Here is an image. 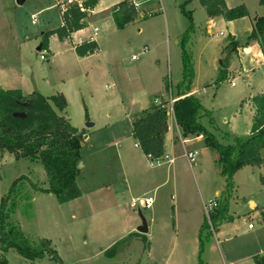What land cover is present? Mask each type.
<instances>
[{"label": "rangeland", "instance_id": "rangeland-1", "mask_svg": "<svg viewBox=\"0 0 264 264\" xmlns=\"http://www.w3.org/2000/svg\"><path fill=\"white\" fill-rule=\"evenodd\" d=\"M119 1L99 0L97 6L110 10ZM129 1L137 3V17L123 28H115L109 15L102 21L87 16L99 29L97 49L79 57L73 49L77 34L63 40L52 34L48 51L36 50L41 33L62 22L56 0H26L22 5L0 0V90L34 91L44 98L61 93L65 109L59 111L49 101L52 110L85 131L76 177L81 196L66 203H58L51 193L31 190L30 183L46 182L38 162L3 153L0 197L14 180L25 176L7 202V209L15 205L7 227L21 230L26 237L48 239L59 257L25 260L9 248L6 260L8 264H254L256 256L264 255V164L244 165L233 174L234 188L227 199L230 217L211 227L207 220L203 234L208 237L202 238L200 246L198 232L207 218L202 203L225 201V177L215 153L192 142L189 147L196 148L198 155L190 166L181 150L176 156L167 146L156 165L135 146L133 118L155 101L169 104L174 96L171 90L181 78L178 41L189 21L180 8L183 0ZM224 1L228 7L244 5L248 14L209 21L199 0H189L185 6L193 23L186 44L193 59L191 88L211 111L212 125L207 119L203 124L222 143L225 140L217 135V127L229 130L233 116L237 121L231 138L247 136L251 120L243 102L259 91L264 80L260 68L264 55L254 41L230 53V67L219 79L221 68L215 59L232 37L244 42L253 18L264 11L259 0ZM87 122L92 126L86 127ZM166 154L177 157L173 164L165 162ZM147 196L153 198L149 207L130 206L132 199ZM138 210L148 226L147 233L137 232L140 236L135 233ZM118 224L129 232L117 243V234H112ZM115 243L116 253L107 255L105 251Z\"/></svg>", "mask_w": 264, "mask_h": 264}, {"label": "trees", "instance_id": "trees-1", "mask_svg": "<svg viewBox=\"0 0 264 264\" xmlns=\"http://www.w3.org/2000/svg\"><path fill=\"white\" fill-rule=\"evenodd\" d=\"M97 2L98 0H84L83 6L93 9ZM199 2L209 18L222 17L230 21L248 14L244 5L228 7L224 0H199ZM188 3L189 0H183L180 5L189 24L178 41L181 46V78L171 90L174 94L172 98H177L172 103V110L180 135L182 137L202 136L203 146L215 153V161L223 168L221 174L225 177L223 192L225 201L217 203L216 208L209 214L210 222L218 225L220 221L230 217L227 213V199L234 188L233 174L244 165L264 164V155H262L264 152V92L251 98L254 115L247 136L233 137L229 142L222 143L215 133L205 127L203 119H207L211 125L213 123L211 111L204 107L199 96L190 94L194 71L192 55L187 51L186 44L193 30V23L190 11L185 8ZM259 4L264 8V0H259ZM110 14L115 28L120 29L136 19L137 10L129 0H122L110 8ZM86 16L87 13L80 12L78 7L70 6L61 15L60 26L41 33L39 51H48L50 35L55 34L59 40H63L71 33L82 29ZM146 16L147 14L143 17ZM250 41L256 42L264 55V11L253 18L250 33L244 42L240 43L232 38L227 46V59L239 45L245 46ZM96 49L95 41H84L75 46V53L83 57L92 54ZM225 75L226 70L221 68L219 79ZM0 91V161L3 153L12 155L16 160L36 161L46 174V182L30 183L32 191L51 193L60 204L80 197L81 192L76 177L79 172L81 141L85 131L72 126L67 118L55 113L49 104L50 101L59 111H63L67 105L64 96L59 93L44 98L34 91L26 94L20 89H1ZM161 104L166 105L167 101L163 100ZM161 104L154 102L149 108L140 111L131 121V132L135 144L146 157L150 156L152 159L164 155L169 112ZM227 135V132L222 134L223 138ZM24 178L25 176H21L14 180L8 192L0 197V264H8L5 252L9 248L14 249L25 260L42 259L45 255L57 260L59 258L48 239L37 235L26 237L21 230L6 225L10 209H15L14 203L7 209V202L17 183ZM261 183L264 187V177L261 178ZM207 228L208 223L205 218L198 232L200 246L202 238L208 237L203 234ZM137 235L140 234L137 233ZM117 243L105 253L113 256L116 253L114 247ZM254 264H264V255L256 256Z\"/></svg>", "mask_w": 264, "mask_h": 264}, {"label": "crops", "instance_id": "crops-1", "mask_svg": "<svg viewBox=\"0 0 264 264\" xmlns=\"http://www.w3.org/2000/svg\"><path fill=\"white\" fill-rule=\"evenodd\" d=\"M98 2H99V0H98ZM97 2V3H98ZM98 4H96L95 5V7L93 8V9H91V12L87 15V16H90L91 14L94 16L95 15V17H94V20L95 19H99V20H104V19H106V15H109V17H110V19H111V21H112V23H113V20H112V17H111V14H110V10L108 9H106V8H103V9H98V6H97ZM105 11H107V13H105ZM61 15V14H60ZM87 16H86V19H85V25H84V27L82 28V29H80V30H77V31H75V32H73V33H71L70 34V36L72 37V34H77L76 35V40L75 41H73V45H74V47H73V49H74V51H75V46H76V44H77V40L79 39V38H81L82 40H87L88 39V36H90L91 35V33H92V29L91 28H93V27H96V26H94V20L93 21H90V22H88L87 21ZM215 18V17H214ZM214 18H208L209 19V21H211L212 19H214ZM223 19V18H222ZM62 20V19H61ZM224 20V19H223ZM226 21V20H225ZM61 24H62V22H61ZM60 24V25H61ZM59 25V26H60ZM107 24H105V26H106ZM113 25H114V23H113ZM56 28V27H55ZM52 29H54V28H52ZM49 30H51V29H49ZM98 31H99V29H98ZM208 31L210 32V29H208ZM97 35V34H96ZM96 35L94 36V41L96 42V40H95V37H96ZM234 40H237V39H235L234 37H232ZM97 44V43H96ZM256 47H258V49H260L259 48V46L255 43L254 44ZM238 47H244V46H241V45H239ZM224 50H226L227 52H228V48L226 47ZM223 50V51H224ZM222 51V52H223ZM259 51H261V50H259ZM77 55V54H76ZM230 56V55H229ZM262 56H263V54H262ZM217 59V58H216ZM216 59H215V61H216ZM228 59H229V57H228ZM230 61V60H229ZM216 63H217V61H216ZM218 64V63H217ZM231 64V63H230ZM230 64H229V66H227V67H225V68H228V67H230ZM219 66V65H218ZM219 68H221L220 66H219ZM224 68V69H225ZM260 68H262V72H264V56H263V65H262V67H260ZM259 68V69H260ZM226 74H227V71H226ZM263 76H264V74H263ZM193 83V82H192ZM258 87H259V91H255L254 93H252V94H250V95H248L247 96V99H245V101L243 102V104H244V107L246 108L247 107V110H248V116H250V124H249V126H248V129H247V131H246V133H247V135L249 134V131H250V126H251V123H252V118H253V115H254V106H253V104H252V101H251V98L254 96V95H256V94H259V93H263L264 92V80H262L260 83H259V85H258ZM5 90V89H4ZM190 94H198L197 92H196V90H194V89H192L191 88V91H190ZM171 99H173V100H176L177 98H172L171 97ZM202 104H203V100H202ZM204 105V104H203ZM204 107H205V105H204ZM206 108V107H205ZM203 121H204V119H203ZM223 121H225V122H227L228 120H226V119H224ZM236 118L233 116L232 117V120H231V125H229V123H228V125H229V127H228V129L229 130H222V129H220V128H218L217 127V130H218V132H217V135L219 136V137H221V139L223 138V136H222V134L223 133H225V132H227L228 133V135L226 136V138H223L224 140H225V143H227L228 141V139H230L231 138V135H230V133H233V132H235V124H236ZM229 122V121H228ZM78 129V128H77ZM80 130V129H79ZM132 133V132H131ZM180 132H179V129H178V127H177V125H176V123H175V121H174V118H169L168 119V129H167V132H166V134H165V143H164V153H165V150H166V147L167 146H169V148H170V152L171 153H173V154H177L176 156H180V154H179V152H180V150H181V155H182V149H181V143H180ZM182 137V136H181ZM189 138H191V140H190V145L191 146H193V144L194 143H192V142H194L195 141V143H200V144H202L201 143V141H202V136H195V137H189ZM203 145V144H202ZM191 149H195V150H197L196 148H191ZM198 152V151H197ZM145 156V155H144ZM166 156H169L168 154H166ZM170 157V156H169ZM174 157V156H173ZM174 158H177V157H174ZM216 159V155L214 154V160ZM174 161H175V159L172 161V164L174 163ZM169 164H171V163H169ZM80 169V168H79ZM263 178V177H262ZM217 193V192H216ZM253 204L254 203H252L251 202V206H253ZM119 225V227L117 228V230H116V232L115 233H113L112 235H114V234H117L116 236H117V242H119V241H121V240H123V238L125 237V235L129 232L126 228H125V226H122L121 224H118ZM135 233H136V231H135ZM140 236V235H139Z\"/></svg>", "mask_w": 264, "mask_h": 264}, {"label": "built area", "instance_id": "built-area-1", "mask_svg": "<svg viewBox=\"0 0 264 264\" xmlns=\"http://www.w3.org/2000/svg\"><path fill=\"white\" fill-rule=\"evenodd\" d=\"M83 1L84 0H56L55 6L58 7L59 13L61 15L64 12H66L70 6H76V7H78V10L80 12L87 13V15H88L91 12V9L85 8L83 6ZM131 4L135 8H137V3L131 1ZM85 19H84V21H85ZM35 21H36V16L35 15H32L31 22H35ZM91 29H92V33H91L90 36H88V39L87 40H82L81 38H79L77 40V44L76 45H80L84 41H94L93 39H94V36L98 33V28L97 27H93ZM44 56L45 55L42 54V55H40V58L41 59H44L45 58ZM230 85L233 86L234 85V82H230ZM173 101L174 100L170 98L169 104L163 105V104H161V101H155V103L156 104H161L162 107L167 108V110L169 112V116L171 118H174L173 117V110H172V103H173ZM190 140H191V138H189V137H181L180 136L182 156L185 157L187 163L191 166L192 164H194L196 162V158H197L198 152H197V150L191 149L189 147ZM135 146H137V145L135 144ZM162 157L157 158V159H152L150 156H147L146 158L150 161V164H152L153 162H155L156 165H159L160 164L159 161H161ZM173 160H174V157L165 156V162L166 163H172ZM152 202H153V198L151 196H147V197L141 198V199H132V201L130 203V206L132 208H147V207H149L151 205ZM216 206H217V202L215 200H210L207 203H202L203 211L205 212V214L207 216L206 219L209 222H210V220H209V214L212 212V210L214 208H216ZM210 227H211V222H210ZM247 227L250 228L251 227V224L249 223L247 225Z\"/></svg>", "mask_w": 264, "mask_h": 264}, {"label": "water", "instance_id": "water-1", "mask_svg": "<svg viewBox=\"0 0 264 264\" xmlns=\"http://www.w3.org/2000/svg\"><path fill=\"white\" fill-rule=\"evenodd\" d=\"M25 1L26 0H15V3L17 5H22ZM36 50L39 51L40 50L39 47H37ZM227 55H228V52L226 50H224L216 59L218 65L221 68H225V67L229 66V64H230L229 59H227ZM89 126H92V123L87 122L86 127H89ZM80 167H81V163L78 164V168H80ZM221 170H223L222 167H221ZM137 214H138V217L140 219V223L135 228L136 232L141 233V234L147 233L148 232V226H147V222H146L144 216L141 214V212L139 210H138Z\"/></svg>", "mask_w": 264, "mask_h": 264}]
</instances>
